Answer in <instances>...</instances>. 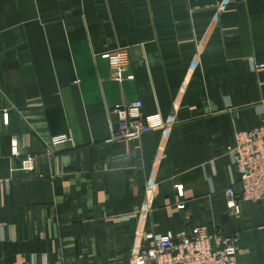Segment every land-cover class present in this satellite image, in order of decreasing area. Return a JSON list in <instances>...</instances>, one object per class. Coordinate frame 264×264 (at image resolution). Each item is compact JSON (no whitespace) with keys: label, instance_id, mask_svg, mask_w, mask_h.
Returning <instances> with one entry per match:
<instances>
[{"label":"crops","instance_id":"0c3cea01","mask_svg":"<svg viewBox=\"0 0 264 264\" xmlns=\"http://www.w3.org/2000/svg\"><path fill=\"white\" fill-rule=\"evenodd\" d=\"M135 100L167 127L112 141ZM263 124L264 0H0V264H133L192 227L264 264V201L226 196L235 132Z\"/></svg>","mask_w":264,"mask_h":264},{"label":"built area","instance_id":"2783aa9c","mask_svg":"<svg viewBox=\"0 0 264 264\" xmlns=\"http://www.w3.org/2000/svg\"><path fill=\"white\" fill-rule=\"evenodd\" d=\"M113 71L112 78L117 81L133 80L129 75L130 53L127 49L116 50L103 55ZM142 100L116 106L109 115L117 118L113 127L112 141L138 142L146 134L167 127L160 115L146 116ZM71 142L69 136L53 138V146L59 147ZM13 156L19 157L17 147ZM234 166L239 175L237 192L227 191L228 208L240 212V202L264 201V124L248 131H237L229 149ZM23 171L35 169L36 157L25 156L22 160ZM236 240L221 232H210L206 227L187 228L179 236L153 234L133 257V264H241L237 259Z\"/></svg>","mask_w":264,"mask_h":264},{"label":"rangeland","instance_id":"374dc122","mask_svg":"<svg viewBox=\"0 0 264 264\" xmlns=\"http://www.w3.org/2000/svg\"><path fill=\"white\" fill-rule=\"evenodd\" d=\"M108 53H111V52H108ZM109 62V61H108ZM110 65V64H109ZM111 68V67H110ZM112 70V69H111ZM112 73H113V71H112Z\"/></svg>","mask_w":264,"mask_h":264}]
</instances>
